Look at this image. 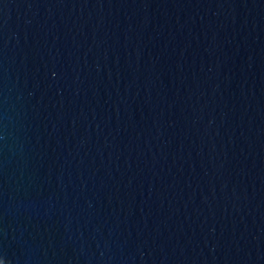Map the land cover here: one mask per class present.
Here are the masks:
<instances>
[{
	"label": "water",
	"instance_id": "1",
	"mask_svg": "<svg viewBox=\"0 0 264 264\" xmlns=\"http://www.w3.org/2000/svg\"><path fill=\"white\" fill-rule=\"evenodd\" d=\"M0 264H264V0H0Z\"/></svg>",
	"mask_w": 264,
	"mask_h": 264
}]
</instances>
